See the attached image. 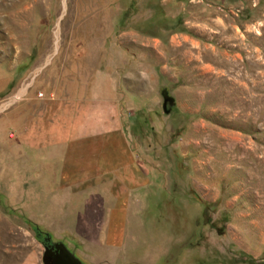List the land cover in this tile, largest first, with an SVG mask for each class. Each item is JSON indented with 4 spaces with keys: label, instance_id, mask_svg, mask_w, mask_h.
Masks as SVG:
<instances>
[{
    "label": "rangeland",
    "instance_id": "rangeland-1",
    "mask_svg": "<svg viewBox=\"0 0 264 264\" xmlns=\"http://www.w3.org/2000/svg\"><path fill=\"white\" fill-rule=\"evenodd\" d=\"M59 133L120 134L125 172ZM49 253L264 264V0H0V264Z\"/></svg>",
    "mask_w": 264,
    "mask_h": 264
},
{
    "label": "crops",
    "instance_id": "crops-1",
    "mask_svg": "<svg viewBox=\"0 0 264 264\" xmlns=\"http://www.w3.org/2000/svg\"><path fill=\"white\" fill-rule=\"evenodd\" d=\"M52 146L57 147L56 150L52 151L53 154L50 153L49 156L55 158L68 157V160L74 163L71 167L75 166L77 157H80L81 160L77 164L81 167L80 169L91 170L95 168L104 172L117 171L124 173L127 167L119 164L121 161L120 156L126 154L128 150L127 144L120 134H101L99 136L87 134L82 137L76 135V137L67 139L64 134L59 133L55 135V138L49 139L44 147L49 148ZM124 160L126 161V159ZM97 162L99 164H96ZM116 164L117 169H114L113 166Z\"/></svg>",
    "mask_w": 264,
    "mask_h": 264
},
{
    "label": "flooded vegetation",
    "instance_id": "flooded-vegetation-1",
    "mask_svg": "<svg viewBox=\"0 0 264 264\" xmlns=\"http://www.w3.org/2000/svg\"><path fill=\"white\" fill-rule=\"evenodd\" d=\"M49 255L51 256V262L53 264H73L71 261L67 260H62L60 257L55 256L54 253H49Z\"/></svg>",
    "mask_w": 264,
    "mask_h": 264
},
{
    "label": "clouds",
    "instance_id": "clouds-1",
    "mask_svg": "<svg viewBox=\"0 0 264 264\" xmlns=\"http://www.w3.org/2000/svg\"><path fill=\"white\" fill-rule=\"evenodd\" d=\"M141 76L144 78V79H149V74H148V72L147 71H144V72H142L141 73Z\"/></svg>",
    "mask_w": 264,
    "mask_h": 264
}]
</instances>
